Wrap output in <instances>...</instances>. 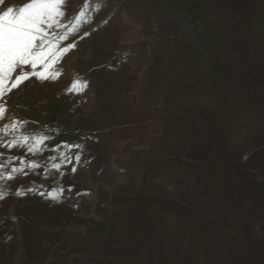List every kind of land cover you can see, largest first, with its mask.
Listing matches in <instances>:
<instances>
[{"label": "rangeland", "instance_id": "obj_1", "mask_svg": "<svg viewBox=\"0 0 264 264\" xmlns=\"http://www.w3.org/2000/svg\"><path fill=\"white\" fill-rule=\"evenodd\" d=\"M62 10L0 98V264H264V0Z\"/></svg>", "mask_w": 264, "mask_h": 264}, {"label": "snow or ice", "instance_id": "obj_2", "mask_svg": "<svg viewBox=\"0 0 264 264\" xmlns=\"http://www.w3.org/2000/svg\"><path fill=\"white\" fill-rule=\"evenodd\" d=\"M67 0H31V2L19 7L18 11L13 7H9L6 11L0 14V98H3L7 92L18 87L19 83H22L28 79L30 73L24 71V66H31L35 69L39 63L46 60L51 48L45 51V43L48 40V35L45 32V25L47 28L52 29L55 25L60 23L59 17L64 16V9L66 7ZM74 30V29H73ZM58 39H66V35L58 36ZM39 41V43H38ZM74 45H69L63 51L67 52ZM47 69L49 65L44 64ZM20 69V73L15 76V81L8 84L7 82L12 79L11 74ZM31 75L37 76L39 79H47L43 73L32 72ZM58 73L53 74V78ZM86 85H81V88ZM75 89V85L73 86ZM6 109L0 106V114H3ZM9 128L5 126V131ZM16 125H11V129L15 131ZM29 137L24 136L22 141H27ZM46 139V137H38L39 141ZM23 146L20 141L13 140L9 142V147ZM65 147H72L71 145H64ZM36 148L29 146L28 151L33 152ZM79 160V156L76 157ZM32 168L36 165L32 164ZM54 168H58V165H53ZM3 168V165H0ZM75 169H73L74 171ZM23 169L12 168L11 173L6 179H14L12 173L22 172ZM63 190L61 189L60 192ZM18 195L22 194L20 192ZM52 199H58L59 193H49Z\"/></svg>", "mask_w": 264, "mask_h": 264}]
</instances>
